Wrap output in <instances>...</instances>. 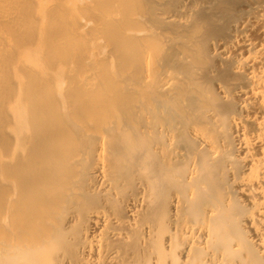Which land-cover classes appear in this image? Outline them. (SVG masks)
Segmentation results:
<instances>
[{"label":"bare ground","instance_id":"obj_1","mask_svg":"<svg viewBox=\"0 0 264 264\" xmlns=\"http://www.w3.org/2000/svg\"><path fill=\"white\" fill-rule=\"evenodd\" d=\"M0 264H264V0H0Z\"/></svg>","mask_w":264,"mask_h":264}]
</instances>
